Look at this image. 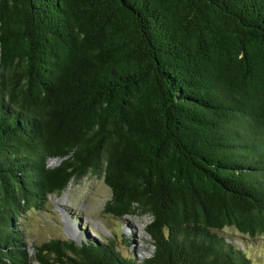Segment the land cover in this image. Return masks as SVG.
<instances>
[{"label":"trees","instance_id":"16d2710c","mask_svg":"<svg viewBox=\"0 0 264 264\" xmlns=\"http://www.w3.org/2000/svg\"><path fill=\"white\" fill-rule=\"evenodd\" d=\"M86 175L149 257L28 252L21 214ZM226 227L264 235V0H0V264H251Z\"/></svg>","mask_w":264,"mask_h":264},{"label":"rangeland","instance_id":"374dc122","mask_svg":"<svg viewBox=\"0 0 264 264\" xmlns=\"http://www.w3.org/2000/svg\"><path fill=\"white\" fill-rule=\"evenodd\" d=\"M110 195L102 176L86 175L70 181L61 192L46 196L40 208H30L17 221L28 252H32L34 244L52 238L80 243L92 236L113 246L121 256L138 262L149 257L153 247L144 229L149 218L138 215L117 217L106 212L105 202ZM220 232L245 253L251 264H264V235L251 238L231 227Z\"/></svg>","mask_w":264,"mask_h":264}]
</instances>
